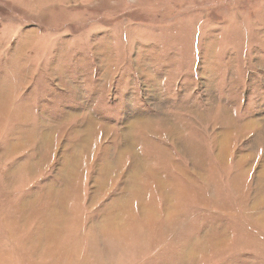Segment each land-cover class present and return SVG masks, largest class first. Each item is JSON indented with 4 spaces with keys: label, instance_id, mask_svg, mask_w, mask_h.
I'll list each match as a JSON object with an SVG mask.
<instances>
[{
    "label": "rangeland",
    "instance_id": "1",
    "mask_svg": "<svg viewBox=\"0 0 264 264\" xmlns=\"http://www.w3.org/2000/svg\"><path fill=\"white\" fill-rule=\"evenodd\" d=\"M0 264H264V0H0Z\"/></svg>",
    "mask_w": 264,
    "mask_h": 264
}]
</instances>
